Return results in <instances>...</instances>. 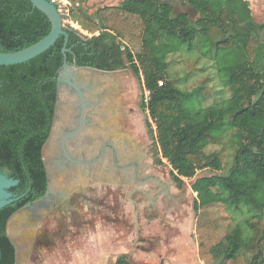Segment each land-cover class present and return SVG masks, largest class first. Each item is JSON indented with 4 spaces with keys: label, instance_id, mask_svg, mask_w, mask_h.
Returning a JSON list of instances; mask_svg holds the SVG:
<instances>
[{
    "label": "trees",
    "instance_id": "1",
    "mask_svg": "<svg viewBox=\"0 0 264 264\" xmlns=\"http://www.w3.org/2000/svg\"><path fill=\"white\" fill-rule=\"evenodd\" d=\"M83 1L70 0L69 18L89 36L69 30V62L129 66L149 92L140 108L155 164H169L179 188L184 178L211 172L193 183L200 259L264 264V22L254 21L248 0H182L199 13L195 21L175 13L171 0H123L94 14ZM51 28L30 0H0L1 50L28 47ZM63 46L62 36L27 62L0 65V171L19 180L11 191L23 196L0 210V264H17L10 219L48 190L44 148L57 115ZM177 54L190 67L173 68ZM116 264L134 263L122 253Z\"/></svg>",
    "mask_w": 264,
    "mask_h": 264
},
{
    "label": "rangeland",
    "instance_id": "2",
    "mask_svg": "<svg viewBox=\"0 0 264 264\" xmlns=\"http://www.w3.org/2000/svg\"><path fill=\"white\" fill-rule=\"evenodd\" d=\"M121 1L84 0L81 6L94 14L101 7L118 5ZM248 1L254 21L263 23L264 0ZM171 4L175 13H188L193 21L200 16L182 0H171ZM63 6L61 4L60 9L66 26H75L86 33L80 24L77 26V22L69 18V7ZM130 46L134 53L141 51L140 45L130 43ZM171 59L175 60L173 68L190 67V60H185L182 54ZM209 70L213 69L209 67ZM79 72L84 79L82 83L76 80L74 73L73 79L85 93V109L83 112L78 91L63 83L52 135L44 148L50 178L48 190L9 221L8 231L17 246V264H116L117 256L124 250L131 252L132 261L139 264L135 256L141 244L149 248L151 242L155 245L165 239L160 236L165 233L162 215L177 201L182 211L188 209L184 214L179 209L180 218L188 214L190 222L195 223L191 236L197 245L194 201L200 195L193 190V183L196 178L211 172L199 171L194 178H184L183 187L177 188L170 175V165L155 164L153 140L147 132L146 114L140 108L142 98L148 99L149 93L129 66L116 71L82 68ZM97 78L101 80L95 85ZM93 85L94 90L102 87L99 98L108 96L109 103L114 101V94L119 95L126 113L125 123H128L126 127L120 126L126 130L123 143L126 146L120 147L114 142L117 134L114 132L106 139L111 143L97 146L94 156L89 157L95 152V143H100L101 137L109 136L106 127L111 119L106 121V118L114 115L103 113L106 105L90 115L96 105L92 97L96 92ZM93 113L95 119L99 116L104 121L100 126L94 121V136L79 143L85 122L90 123ZM85 130L92 132L88 128ZM120 136L123 137L122 132ZM223 145L229 148L230 133L223 139ZM156 208L157 213L152 211L155 216H149L151 209ZM219 211L225 213L222 208ZM153 232L159 235L155 237ZM149 258L152 260L155 256Z\"/></svg>",
    "mask_w": 264,
    "mask_h": 264
},
{
    "label": "crops",
    "instance_id": "3",
    "mask_svg": "<svg viewBox=\"0 0 264 264\" xmlns=\"http://www.w3.org/2000/svg\"><path fill=\"white\" fill-rule=\"evenodd\" d=\"M67 1H68L67 8H68L69 5L71 4V2L69 0H67ZM80 73L81 72H79V75H75V78L80 80V82L82 83V80H84V79H83V76L80 75ZM100 80H101V78L100 79L97 78L95 80L94 84L95 85L98 84L100 82ZM101 88L102 87L98 86V87H95V90H94V85H93V90L96 92L94 95H92V97H93V99H95L96 105H94L93 110L90 111V115H91L92 111L98 112L101 108H104L105 105H106V108L104 109L103 113L107 114V113L111 112L114 115L110 114L111 116H108L109 118H106V121H109L111 119L110 125H108L106 127V132H108V130H109V136H107L105 138V140H103L101 137L99 145L103 144L104 142H107L106 139L108 137H111L110 135H112L115 132L117 134L115 136L116 140H114V142L117 145H119L120 147L124 146L125 144H123V143H124V141H126V138H124L125 137L124 134L126 133L125 132L126 130L124 128L122 130L120 128V126L122 124V126L124 125V127H126V124L128 122L125 123L126 113L122 107V102H121L118 94H116V95L114 94L112 96V98L114 100L112 103L111 102L109 103L108 96L107 97L105 96L103 98L100 97L101 98L100 99L99 95H101ZM89 96H91V93H89ZM107 100H108V104H106ZM116 116H117V119H116ZM121 117H123L122 121H121ZM91 119H93L95 121V124H98L99 126L104 121L101 117L99 118V116H97L96 119H95V117L91 118ZM123 121H124V123H123ZM102 131H105V130H102ZM118 132H120V133H118ZM121 132L123 134V137L120 136ZM103 133H105V132H103ZM108 143H111V141L108 140ZM128 143H129V141H128ZM114 145L115 144H113V146ZM174 185L177 187L175 182H174ZM177 188H179V187H177ZM194 203H195V201H194ZM179 205L180 204L177 201L175 204H171L169 210H166L164 208L165 213H163V215H162V217L164 218L162 223H163V225H165L163 227L165 230V233L163 235H160V236L165 238V239L163 241H161L160 243L155 244V245H152L153 242H151L149 245L150 246L149 248L146 247V244H141L140 250H138V253L135 256V258L138 259L139 264H164L165 261H166L165 264H190V261L193 262L192 264H205L200 259L199 242L196 245L193 242L194 240L191 236L193 233V230H195V223H193L192 221L190 222V219H189L190 217L188 216V214L182 215V219L180 218L179 209H180V212H183V214L188 212V209L182 211V209L179 207ZM173 206H176V207H173ZM152 211H154L155 213L158 212L157 208H156V210L151 209V212L149 213V216H151V217L155 216L154 212H152ZM152 235L157 237L159 234H157L156 232H153ZM166 237H167V239H166ZM154 242H155V240H154ZM162 242H163V244H162ZM195 245H196V247H195ZM121 253L129 254V258H130L131 262L134 263L131 259V256H132L131 252H129L128 250H124ZM190 254L192 255V257H190ZM151 255L155 256V258L152 260H151V258H149ZM139 258L141 259V261L139 260ZM115 263H116V261H115Z\"/></svg>",
    "mask_w": 264,
    "mask_h": 264
},
{
    "label": "water",
    "instance_id": "4",
    "mask_svg": "<svg viewBox=\"0 0 264 264\" xmlns=\"http://www.w3.org/2000/svg\"><path fill=\"white\" fill-rule=\"evenodd\" d=\"M34 7L38 8L49 18L52 28L48 35L39 40L38 42L25 47L18 51H10L6 52L1 50L0 45V65H15L27 62L38 55L42 54L50 47L55 45L57 40L60 37H64V46L62 48L63 52V65L60 71V75L58 77L59 87L61 90V86L63 83L69 84L73 86L81 96L82 100V111L85 109V97L84 92L77 81L73 79V73L82 68H92V67H82L79 66L74 57V61L72 63L68 60V54L71 53V49L68 47L69 42V30H79L77 27L69 25L66 26L64 22V17L62 10L60 9L61 3L57 0H30ZM81 32V30H79ZM83 33V32H82ZM85 37H88V33H83ZM96 69V68H94ZM100 70V69H99ZM105 71V70H101ZM61 94V91H60ZM59 94V99H60ZM59 104V101H58ZM82 125V121H81ZM19 180L15 179L7 172L0 171V210L4 207L13 204L14 202L20 200L23 196H19L14 194L11 191V188L18 185ZM13 245L16 247V244L13 242Z\"/></svg>",
    "mask_w": 264,
    "mask_h": 264
},
{
    "label": "flooded vegetation",
    "instance_id": "5",
    "mask_svg": "<svg viewBox=\"0 0 264 264\" xmlns=\"http://www.w3.org/2000/svg\"><path fill=\"white\" fill-rule=\"evenodd\" d=\"M94 113H93V118H94ZM85 119H86V117H85ZM88 119V118H87ZM86 119V120H87ZM110 123L111 122H108L107 124L108 125H110ZM83 125V124H82ZM85 128H88L90 131H92L91 133H87L86 132V130H85ZM108 129V128H107ZM84 130H85V132H84ZM93 131H95L94 130V120L93 119H90V123L88 122V124L85 122V127H84V129H83V133L81 134V136H80V139H78L79 140V143H80V140H82V141H84L87 137H88V139H86V140H89V138L92 136H94V132ZM106 133V132H105ZM90 136V137H89ZM102 139L103 140H105V137H102ZM108 143V142H107ZM100 146L99 145V142L97 143H95V145H94V150H95V152H93V153H91L90 155H88L89 157H92V155L94 156V154L96 153V150H97V148ZM80 149H81V147H80ZM19 196H21V195H19ZM31 204H33V203H28L26 206H30ZM25 206V207H26ZM24 208V207H23ZM13 242V241H12ZM16 248V252H17V246L15 247ZM17 260H18V252H17Z\"/></svg>",
    "mask_w": 264,
    "mask_h": 264
},
{
    "label": "built area",
    "instance_id": "6",
    "mask_svg": "<svg viewBox=\"0 0 264 264\" xmlns=\"http://www.w3.org/2000/svg\"><path fill=\"white\" fill-rule=\"evenodd\" d=\"M57 1H59L61 4H63L64 5L63 7H66L67 8V5H68V1L67 0H57ZM146 100H148V99H146Z\"/></svg>",
    "mask_w": 264,
    "mask_h": 264
},
{
    "label": "bare ground",
    "instance_id": "7",
    "mask_svg": "<svg viewBox=\"0 0 264 264\" xmlns=\"http://www.w3.org/2000/svg\"><path fill=\"white\" fill-rule=\"evenodd\" d=\"M75 75H79V70H77L75 73H74ZM73 74V75H74ZM77 81H78V79H76ZM84 97H85V93H84Z\"/></svg>",
    "mask_w": 264,
    "mask_h": 264
}]
</instances>
